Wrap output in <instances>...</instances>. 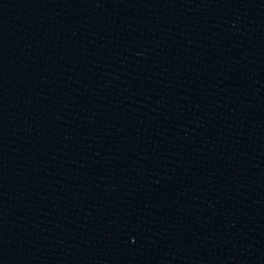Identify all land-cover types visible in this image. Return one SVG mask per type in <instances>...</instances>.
<instances>
[{
	"label": "water",
	"instance_id": "water-1",
	"mask_svg": "<svg viewBox=\"0 0 264 264\" xmlns=\"http://www.w3.org/2000/svg\"><path fill=\"white\" fill-rule=\"evenodd\" d=\"M0 264H264V0H0Z\"/></svg>",
	"mask_w": 264,
	"mask_h": 264
}]
</instances>
